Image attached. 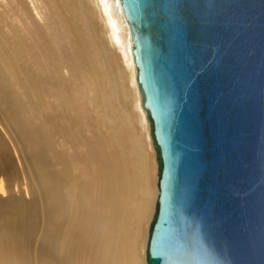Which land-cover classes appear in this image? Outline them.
I'll use <instances>...</instances> for the list:
<instances>
[{
	"label": "bare ground",
	"instance_id": "obj_1",
	"mask_svg": "<svg viewBox=\"0 0 264 264\" xmlns=\"http://www.w3.org/2000/svg\"><path fill=\"white\" fill-rule=\"evenodd\" d=\"M91 1L114 54L85 0H0V115L42 200L0 198V264H145L157 164L117 0ZM18 173L0 134V187Z\"/></svg>",
	"mask_w": 264,
	"mask_h": 264
},
{
	"label": "water",
	"instance_id": "obj_2",
	"mask_svg": "<svg viewBox=\"0 0 264 264\" xmlns=\"http://www.w3.org/2000/svg\"><path fill=\"white\" fill-rule=\"evenodd\" d=\"M157 164L145 264H264V0H117Z\"/></svg>",
	"mask_w": 264,
	"mask_h": 264
},
{
	"label": "rangeland",
	"instance_id": "obj_3",
	"mask_svg": "<svg viewBox=\"0 0 264 264\" xmlns=\"http://www.w3.org/2000/svg\"><path fill=\"white\" fill-rule=\"evenodd\" d=\"M85 1L87 4V7H88V11H89L88 13H89V16L91 18V22H92V24H94L93 27L96 30L101 43L105 46L107 51H109L110 53H113L114 50H113L112 46L110 45L109 41L106 39L104 25H103V23L99 17V12H98L95 4L92 3L91 0H85ZM129 87H130V85H129ZM130 89H131V87H130ZM120 104H121V107L126 112L129 111V114H130V117L132 118V120H134V122L136 124L139 123L137 115H136V111L134 109V107L136 108V106H134L135 104L127 105L126 102L122 98H120ZM137 127H138V130L141 131V128L139 127V125ZM145 127H146V131H147V129L149 127V124L147 121L145 122ZM134 130L136 131L137 129L134 127ZM0 134L3 137V139L8 143V147L10 148V150L13 154L14 162L17 163V168L19 170L18 175L14 178V180L11 181L10 191L7 189L9 192H6L5 189L0 187V198L6 199V198H8L7 196L10 195V192H12V194H15L16 196H18V194H19L18 198H20V200H23V202L28 204V205H30V202H32L33 200H36L37 206L41 209V206H42L41 201L42 200L40 197H37L38 195L34 189V187L37 186V183L36 182L34 183V180L31 177V174L29 171V168H30L29 164L26 162L25 157H24V153L21 150V147L18 145V142L16 139V134L12 131L11 126H9L7 123L4 122L1 115H0ZM144 139H145V143H146L145 145L150 146L151 141L149 139V134H148V137L144 138ZM152 149H153L152 146L149 147V152H150L151 156L154 158L155 153H154V150H152ZM152 163H153V167H154L155 166L154 159H153ZM156 174H157V172L155 169V173H154L155 176L153 177L154 182H155V186H157ZM2 176L3 175H0V179H1L0 182L3 181L5 186H6L7 185V182H6L7 179L5 176H3V177ZM39 223H41V222H39ZM147 229H148V226H147ZM39 235H40L39 233L38 234L36 233V235L32 239L30 255L32 254L31 260L33 261V263H35V261L37 259V250L36 249H37V242H38ZM146 239H147V233H146L145 243H146ZM144 248H145V245H144ZM143 256H144V252H143Z\"/></svg>",
	"mask_w": 264,
	"mask_h": 264
}]
</instances>
